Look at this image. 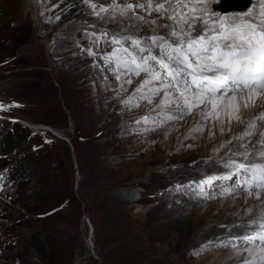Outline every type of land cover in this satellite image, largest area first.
I'll list each match as a JSON object with an SVG mask.
<instances>
[{"label":"rangeland","instance_id":"obj_1","mask_svg":"<svg viewBox=\"0 0 264 264\" xmlns=\"http://www.w3.org/2000/svg\"><path fill=\"white\" fill-rule=\"evenodd\" d=\"M91 2L97 3L99 8L110 0ZM219 2L213 0V10ZM243 2L230 0L226 3L222 0L226 7ZM245 8L242 10L249 8V2ZM218 9L225 14L221 5ZM0 12L4 13L0 16V47L3 48L0 53V103L19 105L0 110V115L11 120L0 118V127H4L0 138H4L9 146L19 137H24L22 142L11 146L6 160L13 159L19 164L20 150L25 152L24 155L41 154L38 164L28 162L22 167L24 175L30 177L24 191L8 170L0 171L6 176H3L6 187L0 191V217L4 218L0 219V264H68L72 250L76 252L71 264H95L96 261L103 264V259L95 252L94 234H91L93 223L85 213V204H82L84 213L79 231H72L69 236L55 231L57 223L53 219L29 212L39 208L40 213H46L52 209L54 201H50L51 198H43L39 204L34 200V191L38 188L44 189L46 195L47 181L52 174L59 173L76 198L80 183L84 184L72 141L76 137L74 118L84 108L83 100H75L79 94L74 80L79 82L80 92L88 96L84 103L94 111V117H89V120H94L97 127L88 133L90 139L96 141L94 155L101 158V182L105 180L104 187L112 192L122 190L127 194L125 201L131 223V244H139L144 250V261L139 264H239L243 252L236 255L232 248H220L215 244H207L206 248L201 246L217 237L228 239L229 234L221 225L234 224L256 215L257 207L264 205V191H261L259 200L253 193L245 202L247 194L239 193V196L233 194L199 201L191 191L181 186L211 174V161L207 158L223 157L236 141L218 153L213 151L214 146L225 143L231 136H239L248 122L264 112L260 99L257 100L258 106L241 109L244 123L237 127H230L225 118L223 135L217 122H203V106L194 109L184 120L166 125V135L163 131L155 134L141 132V128L150 126L133 121L145 115H155L151 108L159 97L153 105L140 101L139 108L129 109L121 103L138 87L144 75L132 77L133 84L125 85L127 91H123L119 85L126 77L116 80L114 70L100 59L102 53H110L112 48L107 44H93L89 34L97 30L110 31L108 20L100 21L81 0H59V3L58 0H43V3L37 0H0ZM61 12L65 13L62 18ZM144 15L148 18L146 13ZM88 47L96 55L89 56ZM68 103L73 106L71 111L66 110ZM62 108L65 118L60 115ZM36 120H50L55 124L50 127L63 132L70 143L46 131L34 132L18 122H30L36 126L46 124ZM16 123L26 130L13 129ZM197 124H203L204 131L190 136L191 129ZM256 125V135L246 140L255 141L264 131V121L257 120ZM228 128L231 132L227 131ZM187 144H192V147H185ZM249 151H254L251 145ZM248 208L252 212L246 215L245 209ZM33 241L37 246L46 247L45 254H39ZM194 251L201 254L194 255ZM50 253H56L57 257L51 258Z\"/></svg>","mask_w":264,"mask_h":264},{"label":"snow or ice","instance_id":"obj_2","mask_svg":"<svg viewBox=\"0 0 264 264\" xmlns=\"http://www.w3.org/2000/svg\"><path fill=\"white\" fill-rule=\"evenodd\" d=\"M81 2L100 21H109L110 31H92L89 36L93 44L112 48L110 53H102L100 59L114 70L116 80L126 77L120 89L127 91L125 85L133 84L132 77L144 75L121 103L129 109L139 108L140 101L153 105L159 97L151 108L155 115L133 121L150 126L141 128V132L163 131L166 135V125L184 120L203 106V122H217L223 135L225 118L229 124L233 120L242 124V108L258 106V99L264 104V0H249V8L237 15H222L219 9L213 10V0H110L99 8L91 0ZM87 54L96 55L91 47ZM13 106L19 107L0 103V110ZM257 120L264 121V112L248 122L239 136L214 146L213 151L218 153L236 141L223 157L207 158L211 161V174L181 187L199 201L239 196L241 192L247 193L245 202L253 193L259 200L264 191V131L255 141L246 140L256 135ZM203 131V124H197L189 135ZM227 131L231 132V128ZM185 147L191 148L192 144ZM3 180L0 174V191L6 187ZM251 212V208L245 209L246 215ZM221 227L229 234L228 239L217 237L201 248L207 244L232 248L236 255L244 253L239 264H264V205L257 207L252 218Z\"/></svg>","mask_w":264,"mask_h":264},{"label":"trees","instance_id":"obj_3","mask_svg":"<svg viewBox=\"0 0 264 264\" xmlns=\"http://www.w3.org/2000/svg\"><path fill=\"white\" fill-rule=\"evenodd\" d=\"M0 16H4L3 12H0ZM65 16L64 12H61V18ZM46 31V29H45ZM42 49V48H40ZM3 48L0 47V53ZM43 58V55L41 56ZM49 80V75L47 76ZM51 81V80H50ZM49 81V82H50ZM61 84V83H60ZM74 85L79 94L75 97V100H83V110L78 116H75V129L76 137L73 138V145L78 157L79 167L81 173H83L84 184L80 183L78 197H73V192L67 187L65 179L59 173L52 174L51 178L47 181L48 191L44 189H37L34 200L41 203L42 199L51 198L50 201H54L53 207L46 213H40V209L29 211L33 215H50L44 217L45 219H53L57 225L56 230L62 233L63 236H69L72 231L74 233L79 231L81 216L84 213L82 211V204H85L87 212L93 223L94 234V246L96 254L103 259V264H139L143 262L144 250H142L139 244H131V223L126 213V192L119 190L110 191L104 187L101 179L102 169H99L100 159L99 156L94 155L96 149L94 148L95 140L90 139L88 132L96 129L97 124L94 120H89V117H94L93 108L91 109L86 103L88 96L83 95L80 92L79 82L74 80ZM66 106L67 111H71L73 106L68 103ZM61 107L58 105V108ZM57 108V109H58ZM60 115L62 118L66 117L64 109H61ZM80 115H84L81 118ZM64 116V117H63ZM36 122H44L45 125H55L50 120H36ZM65 123V119H64ZM58 126H60L58 124ZM67 126V124H66ZM13 129L26 130L20 124H14ZM24 137H19L17 141L11 142L8 146L7 141L4 139L3 147L6 153L11 151V146H16ZM41 154L38 152L23 155L19 165L13 168V172L18 181L22 184L27 182L29 184L30 177L24 175L23 165L26 163L38 164L41 161L39 157ZM85 167L87 171L85 172ZM105 175V174H104ZM28 184H24L25 188ZM32 193V194H34ZM31 201V200H30ZM33 202V200H32ZM75 238L79 243L78 236L75 234ZM72 240V238H71ZM34 247L39 251L40 255L45 254L46 247L37 246L36 241L32 242ZM43 245V243H41ZM60 251V250H59ZM76 250H72L71 257L68 264H71L74 258ZM51 258H56V253H50ZM137 260V262H136ZM95 264H99L96 261Z\"/></svg>","mask_w":264,"mask_h":264},{"label":"water","instance_id":"obj_4","mask_svg":"<svg viewBox=\"0 0 264 264\" xmlns=\"http://www.w3.org/2000/svg\"><path fill=\"white\" fill-rule=\"evenodd\" d=\"M29 123L30 122L25 123L26 126H24V127L28 128L32 131H37L36 128H38L39 131H46V132L54 135V137L58 138L59 140L66 141V142L70 143L69 139L63 134V132H61L59 130H56V129L48 126V125L45 126L43 124H40V125L36 126V125H34V123L33 124H29ZM70 147L72 148V151H73L74 149H73L72 145H70ZM51 213H53V212H51ZM51 213H48V214L44 215L43 217H46V216L50 215ZM92 230L94 231L93 226H92ZM92 254L93 255L95 254V252L93 250H92ZM95 258L98 259L96 256H95Z\"/></svg>","mask_w":264,"mask_h":264},{"label":"bare ground","instance_id":"obj_5","mask_svg":"<svg viewBox=\"0 0 264 264\" xmlns=\"http://www.w3.org/2000/svg\"><path fill=\"white\" fill-rule=\"evenodd\" d=\"M226 2V0H224ZM230 1V0H227V2ZM226 2V3H227ZM246 3H248V0H244L243 3L241 4H238V5H235V6H232V7H226L224 6L225 3H222L221 4V9L223 11V13H227V12H230V11H241L243 8L246 7ZM224 6V7H222ZM246 9V8H245ZM24 122V121H23ZM24 123H27V122H24ZM29 124H32V123H29ZM239 123H237L236 121H233V124H230V127H235L236 125H238ZM241 126V125H240ZM237 127V126H236ZM258 129V128H257ZM262 130V129H261ZM35 132V131H34ZM59 133V132H58ZM60 134V133H59ZM64 134V133H63Z\"/></svg>","mask_w":264,"mask_h":264}]
</instances>
